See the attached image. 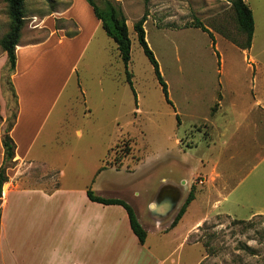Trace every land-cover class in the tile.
<instances>
[{
	"label": "rangeland",
	"instance_id": "rangeland-1",
	"mask_svg": "<svg viewBox=\"0 0 264 264\" xmlns=\"http://www.w3.org/2000/svg\"><path fill=\"white\" fill-rule=\"evenodd\" d=\"M109 1L120 7L126 19L131 85L115 42L99 24L75 71L70 72L74 50L51 48L26 88L27 94L40 95L42 110L63 84L45 129L52 136L59 128L58 144L51 142L57 151L42 152L60 170V189L56 195L49 193L47 202L49 233L56 228L57 199L75 196L86 185L100 196L121 198L135 208L154 264L167 256L163 264H264V119L255 121V133L249 123L252 118L245 114L252 102L247 92L251 74L239 49L245 36L237 27L231 1ZM93 2L101 7L104 0ZM247 2L256 18L257 49L264 46V0ZM91 10L86 0H23L19 41L41 40L53 25L67 37L75 36L73 31L79 28L82 44L94 29L96 18ZM143 14L145 39L173 105L165 100L136 40L133 23ZM195 19L212 32L214 47L206 32L184 26ZM9 27L7 3L0 0V38ZM216 52L222 60L221 92ZM12 72L7 58L3 62L0 55L2 129L13 121L17 110ZM222 99L224 109L235 114L229 117L227 129L218 132L216 120L219 123L222 117L218 114L213 120L212 116ZM214 163L216 171L211 167ZM184 179L192 185L194 198L182 224L191 221L176 235L186 243L179 246L172 236L160 238L154 227L160 221L166 229L173 227V219L168 220L188 193ZM166 197L176 201L174 208L164 216L156 215L151 202L156 206ZM69 229L65 221V232ZM142 257L148 258L147 252Z\"/></svg>",
	"mask_w": 264,
	"mask_h": 264
},
{
	"label": "crops",
	"instance_id": "crops-1",
	"mask_svg": "<svg viewBox=\"0 0 264 264\" xmlns=\"http://www.w3.org/2000/svg\"><path fill=\"white\" fill-rule=\"evenodd\" d=\"M244 1L248 4L247 0ZM248 5L253 14L254 31L250 46L239 49L242 50V57L251 74L247 92H250L252 98H249L250 95L248 98L252 99V102L248 103L245 114L246 117L252 118L253 121L249 119V123H253V130L256 133L255 121L264 119V46H257L256 49V18L251 5ZM93 22L94 29L82 40V44L80 36L83 32L79 28L75 36L67 37L61 29L52 25L49 26L48 34L43 37L44 40L20 39L15 47V65L10 81L16 96L17 110L9 132L15 142V151L13 164L6 168L7 179L2 184L0 193V264H154L152 248L148 244L147 235L143 244L138 241L129 226L125 208L120 204H104L90 200L86 194V185L82 186L75 196H61L57 199L56 228L52 234L49 233L47 202L51 197L49 193L56 195L60 189L58 181L60 170L56 165L46 161L42 157V152L48 148L54 150L51 145L53 140L56 141V145L58 144L57 138L61 134L59 128L51 133L52 136H47L45 129L49 115L61 94L63 84L53 92L51 100L44 105L42 110H40V95L27 94L26 88L31 86L41 59L51 48L65 46V49L71 52L74 50V62L72 67L70 66V72L75 71L76 63L85 54L94 32L101 24L97 18ZM76 24L78 26V23ZM45 42L52 43V45H46ZM0 55L5 62L6 53L2 51ZM117 56L119 57L118 51ZM220 56L219 54V58L216 57L219 60L217 69L219 89L221 88L222 67ZM105 66L104 62L103 78L106 77ZM99 85L101 87L104 85L101 79H99ZM218 114L222 117L219 123L215 119ZM234 114L235 112L224 109L222 99L212 116L218 125V132L227 129L225 127L232 120L229 117ZM1 126L0 122V166L3 161L1 142L3 129ZM75 134L80 135V130L76 129ZM49 137H51L50 144L48 143ZM217 137H220V133ZM223 144L229 145L227 141ZM56 151L57 149L53 152ZM217 166L218 164L214 163L211 167L216 171ZM184 181L189 191L191 184H188L186 179ZM227 193L223 198L227 197ZM186 195L182 196L175 213L168 222L174 218V214ZM190 208L191 205L183 212L178 225L166 229L160 225V221L157 227H154V232L162 239L172 236L179 246H184L186 244L184 240L179 241L176 235L182 234L181 231L189 225L191 220L183 224L182 220H185ZM222 212L228 213L225 210ZM137 218L140 222L138 215ZM65 221L70 227L66 232L64 230ZM145 252L148 258L142 257ZM169 254L172 255V252ZM163 260H168V256L160 259L158 264H163Z\"/></svg>",
	"mask_w": 264,
	"mask_h": 264
},
{
	"label": "trees",
	"instance_id": "trees-1",
	"mask_svg": "<svg viewBox=\"0 0 264 264\" xmlns=\"http://www.w3.org/2000/svg\"><path fill=\"white\" fill-rule=\"evenodd\" d=\"M86 1L91 6L94 16L100 21L101 27L104 30L105 34L115 42L118 55L125 69L126 81L131 85V79H130L131 72H129L128 70V64L131 56L130 55L131 39L129 36L126 19L120 7L115 5L109 0H104L103 6L101 7L96 5L93 2V0H86ZM230 1H231V7L235 14L237 27L240 30V32H242L245 36L244 43L240 44L239 47L242 49L248 48L250 46L254 31V19L251 8L244 0H230ZM6 3H7V12L10 18V27L9 30L0 38V47L6 53L9 67L13 69L16 58L15 47L18 44L20 38V31L23 25V0H6ZM144 20H145V14H143L139 19H137L133 23V30L136 34V40L141 46L143 53L146 55V57L148 58L149 62L152 65L154 75L161 87V91L164 95L165 100L171 105H173L168 97L167 84L161 75L158 62L145 39V32L143 28ZM184 26L185 27L193 26L206 32L211 39L212 46L214 47L215 43L212 32L199 19H195L193 22L186 24ZM76 32L77 31H73V34H75ZM215 54L216 57L219 58V54L217 52ZM217 64L219 65V60H217ZM14 118L13 121L3 129L1 136V142L3 146V161L0 166V193H1V186L7 179L6 168L9 167L10 166L9 164L13 162V157H14L15 142L9 133L13 125ZM103 167H104L103 165L100 166L98 170L103 169ZM86 194L88 198L92 201H97L104 204L122 205L127 212L129 226L131 230L136 235L140 243L143 244L145 242L147 235L146 230L139 222L134 208L129 203H127L121 198H108V197L100 196L96 194L91 189V187L86 188ZM193 198H194V193L191 185V188L188 191L186 198L184 199L183 203L176 212L173 220L170 223V226H174L177 223V221L180 219L183 212L185 211L187 205L190 203V201Z\"/></svg>",
	"mask_w": 264,
	"mask_h": 264
},
{
	"label": "water",
	"instance_id": "water-1",
	"mask_svg": "<svg viewBox=\"0 0 264 264\" xmlns=\"http://www.w3.org/2000/svg\"><path fill=\"white\" fill-rule=\"evenodd\" d=\"M175 204L176 201L166 197L165 199H163V201L161 200L160 203H158L156 206L153 202L150 204V206L154 208L156 215L164 216L174 208ZM161 206H163V208H160Z\"/></svg>",
	"mask_w": 264,
	"mask_h": 264
}]
</instances>
